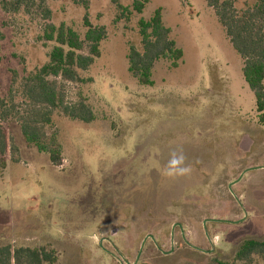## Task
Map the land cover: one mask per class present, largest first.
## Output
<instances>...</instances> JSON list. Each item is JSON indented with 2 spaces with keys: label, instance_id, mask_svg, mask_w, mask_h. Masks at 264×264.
I'll return each instance as SVG.
<instances>
[{
  "label": "rangeland",
  "instance_id": "rangeland-1",
  "mask_svg": "<svg viewBox=\"0 0 264 264\" xmlns=\"http://www.w3.org/2000/svg\"><path fill=\"white\" fill-rule=\"evenodd\" d=\"M133 1L0 0V125L9 146L0 173V248L54 250L55 264H119L117 257L122 264H264V256L235 259L242 241L264 242V186H254L264 173L249 172L230 187L264 164L248 148L264 126L242 57L206 0H149L141 14ZM157 9L183 57L176 68L156 61L153 86H143L129 72L128 54L130 47L142 52L138 22ZM84 17L106 30L100 57L79 82L49 79L80 119L35 104L27 92L54 46L45 28L65 24L84 39ZM27 122L45 142L56 137L61 166L26 144ZM180 149L191 175L163 180L170 153ZM209 219L232 223L204 228Z\"/></svg>",
  "mask_w": 264,
  "mask_h": 264
},
{
  "label": "trees",
  "instance_id": "trees-1",
  "mask_svg": "<svg viewBox=\"0 0 264 264\" xmlns=\"http://www.w3.org/2000/svg\"><path fill=\"white\" fill-rule=\"evenodd\" d=\"M217 14L222 27L235 49L242 57L244 80L255 97L258 121L264 125V0H255L251 6L240 11L234 5L238 0H206ZM149 0H134L132 10L141 14ZM119 9H124L118 5ZM87 28L84 39L65 24H49L44 30V39L54 43L48 54V62L30 77L32 86L27 97L35 104L47 105L52 109H63L72 118L78 116L73 109L64 106V98L57 90L51 77H60L65 81L79 82L80 71H86L100 57V44L106 38L103 26L93 27L84 17ZM142 52L130 47L128 54L129 72L140 85L153 86L152 68L158 60H169L176 68L183 57V51L169 39L170 31L162 22L161 10H155L149 20L138 22ZM87 53L84 54V50ZM21 132L27 145H33L39 152H46L51 163L59 167L62 164V147L55 136L48 142L43 140L39 128L27 122L21 126ZM8 140L0 125V173L6 168L4 156L8 150ZM264 256V242L254 239L242 241L235 259L243 261L252 256ZM57 256L54 250L46 248H18L12 250L7 245L0 248V264H55ZM222 264V263H219Z\"/></svg>",
  "mask_w": 264,
  "mask_h": 264
},
{
  "label": "clouds",
  "instance_id": "clouds-1",
  "mask_svg": "<svg viewBox=\"0 0 264 264\" xmlns=\"http://www.w3.org/2000/svg\"><path fill=\"white\" fill-rule=\"evenodd\" d=\"M187 157L182 149L173 150L167 164L161 170L163 180H175L191 175L193 166L186 163Z\"/></svg>",
  "mask_w": 264,
  "mask_h": 264
},
{
  "label": "crops",
  "instance_id": "crops-1",
  "mask_svg": "<svg viewBox=\"0 0 264 264\" xmlns=\"http://www.w3.org/2000/svg\"><path fill=\"white\" fill-rule=\"evenodd\" d=\"M260 125H262V124H260ZM262 126H264V125H262ZM263 133H264V131H263ZM249 140L247 141V142H249V146H248V148L249 149H253L254 151L256 150V151H259V152H261L262 153V156L264 157V137H262V139H260L259 141H257V142H254L253 140H252V138L250 139V138H248ZM255 144V145H254ZM255 167H262V168H260V169H256V170H251V171H249V172H254V171H257V172H260V173H264V164L263 165H254V166H252V167H250V168H255ZM250 168H248V169H250ZM248 169H246V170H248ZM243 172H245V171H243ZM242 172V173H243ZM249 172H247V173H249ZM247 173H245V174H247ZM244 174V175H245ZM264 175V174H263ZM264 177V176H263ZM263 182V181H262ZM261 184V182H255L254 183V186L255 185H257L258 187H263L264 186V182H263V185L261 186L260 185Z\"/></svg>",
  "mask_w": 264,
  "mask_h": 264
},
{
  "label": "water",
  "instance_id": "water-1",
  "mask_svg": "<svg viewBox=\"0 0 264 264\" xmlns=\"http://www.w3.org/2000/svg\"><path fill=\"white\" fill-rule=\"evenodd\" d=\"M260 168H262V167H255V168H250V169H248V170H245V172H243V173L241 174V176H240L236 181H234L232 184H230V187H231L232 185H234L235 183H237L245 173H247V172H249V171H251V170H256V169H260ZM207 222L232 223V222H230V221H226V220L209 219V220H205V221L203 222L204 228H205V225H206ZM233 223H234V222H233ZM139 256H140V254H139ZM139 256H138V258H139ZM137 261H138V259H137ZM126 264H129V263H126Z\"/></svg>",
  "mask_w": 264,
  "mask_h": 264
},
{
  "label": "flooded vegetation",
  "instance_id": "flooded-vegetation-1",
  "mask_svg": "<svg viewBox=\"0 0 264 264\" xmlns=\"http://www.w3.org/2000/svg\"><path fill=\"white\" fill-rule=\"evenodd\" d=\"M178 226V228H180V230H182L181 229V227L179 226V225H177ZM182 232V231H181ZM112 234H114V232H112ZM147 238H151L150 236H148ZM106 242L108 243V244H110L111 245V240H109V238H106ZM113 247V246H112ZM114 249V251L116 252V254H118V255H122V253H119V251L118 250H116V248H113ZM172 254V251H169V252H163V256H169V255H171ZM111 255H112V252H111ZM113 256L114 255H112V258H113ZM119 264H122V262L120 261V259L117 257V260H116Z\"/></svg>",
  "mask_w": 264,
  "mask_h": 264
}]
</instances>
